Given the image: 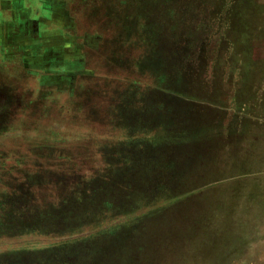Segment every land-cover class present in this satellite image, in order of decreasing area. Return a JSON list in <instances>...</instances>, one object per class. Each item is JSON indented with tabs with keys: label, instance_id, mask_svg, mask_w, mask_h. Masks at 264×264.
<instances>
[{
	"label": "rangeland",
	"instance_id": "374dc122",
	"mask_svg": "<svg viewBox=\"0 0 264 264\" xmlns=\"http://www.w3.org/2000/svg\"><path fill=\"white\" fill-rule=\"evenodd\" d=\"M44 1L49 14L0 0V264H206L192 227L207 215L173 198L211 170L197 167L169 97L207 80V32L234 40L241 58L228 50L227 65L264 80V0ZM39 16L55 73L16 49ZM156 80L184 88H137ZM250 252L264 264V248Z\"/></svg>",
	"mask_w": 264,
	"mask_h": 264
},
{
	"label": "crops",
	"instance_id": "0c3cea01",
	"mask_svg": "<svg viewBox=\"0 0 264 264\" xmlns=\"http://www.w3.org/2000/svg\"><path fill=\"white\" fill-rule=\"evenodd\" d=\"M38 4L43 11L50 13L44 0H38ZM177 5L179 9H189L197 2L181 1ZM255 5L262 8L261 3ZM258 20L264 21V16ZM47 21L39 16L26 22L21 36H17L22 47L16 49L20 55L38 54L37 62L43 65L42 69L55 73L53 69L58 62L56 49L51 46L45 53V44H38L40 34L45 38L52 33L51 27L49 33L46 30L40 32L39 24L47 26ZM262 33L258 29V38ZM218 36L207 32L205 38H201L209 59L207 80L189 82L188 89L191 91L188 95L169 97L174 100L175 111L180 112L181 119L174 121L183 128L182 134L189 140L190 153L199 156L197 167L211 170L210 178L198 184L191 181L189 187L173 199L193 200L202 206L207 215L205 227L202 219L192 227L198 234H204L205 242L198 243L206 254V257H201L206 259L202 263L252 264L256 261L246 259L252 254L250 250L264 248V80L249 81L245 75L255 72L256 68L244 66L240 61L239 67H236L241 56H238L234 40ZM226 38L229 43L224 41ZM245 42L249 39L246 38ZM228 50L236 66L227 65L222 58L221 54ZM176 85L165 86V81L156 80L137 88H184L181 83ZM212 96L218 102L211 101ZM157 99L160 104L161 98Z\"/></svg>",
	"mask_w": 264,
	"mask_h": 264
},
{
	"label": "trees",
	"instance_id": "16d2710c",
	"mask_svg": "<svg viewBox=\"0 0 264 264\" xmlns=\"http://www.w3.org/2000/svg\"><path fill=\"white\" fill-rule=\"evenodd\" d=\"M151 74H156L155 72L151 73Z\"/></svg>",
	"mask_w": 264,
	"mask_h": 264
}]
</instances>
